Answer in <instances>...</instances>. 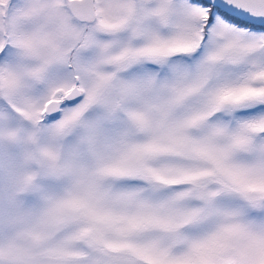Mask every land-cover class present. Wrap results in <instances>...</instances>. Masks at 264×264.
Instances as JSON below:
<instances>
[{"label": "snow or ice", "instance_id": "snow-or-ice-1", "mask_svg": "<svg viewBox=\"0 0 264 264\" xmlns=\"http://www.w3.org/2000/svg\"><path fill=\"white\" fill-rule=\"evenodd\" d=\"M0 264H264V0H0Z\"/></svg>", "mask_w": 264, "mask_h": 264}]
</instances>
